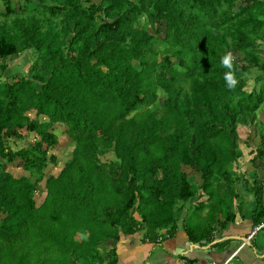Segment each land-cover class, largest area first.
Segmentation results:
<instances>
[{"label": "trees", "instance_id": "obj_1", "mask_svg": "<svg viewBox=\"0 0 264 264\" xmlns=\"http://www.w3.org/2000/svg\"><path fill=\"white\" fill-rule=\"evenodd\" d=\"M0 3L1 72L29 52L23 73H0V264H51L56 253L64 264L137 232L156 241L188 210L208 209L220 229L233 221L235 187L249 189L254 175L238 169L237 126L264 129V0ZM230 50L241 54L234 88L221 63ZM250 68L258 73L246 90ZM52 124L72 142L55 175L44 171L56 162ZM22 129L37 138L10 148ZM258 136L251 162L264 164ZM10 163L26 174L14 176ZM252 197L251 227L264 220L258 186ZM203 225L185 228L188 242L212 241ZM105 258L117 261L112 248Z\"/></svg>", "mask_w": 264, "mask_h": 264}, {"label": "rangeland", "instance_id": "obj_2", "mask_svg": "<svg viewBox=\"0 0 264 264\" xmlns=\"http://www.w3.org/2000/svg\"><path fill=\"white\" fill-rule=\"evenodd\" d=\"M2 5L0 3V11L2 10ZM259 47L261 48V53L264 54V40L259 44ZM231 53L232 56L234 57V59H240L241 54L236 53V52H232L231 50L227 52ZM28 58H29V52L28 51H24L22 53H20L18 56L14 57L13 59H10L8 61V66L7 68L0 73L2 76H7L10 72L11 73H17V74H21L23 72L21 71H25L27 65H28ZM24 69H23V67ZM258 73V71L254 68H250L245 75V89L249 90L250 87L253 84V76H255ZM158 101L162 98L161 94L158 93ZM28 115L30 117H33V111H29ZM39 119H43L41 116L39 117ZM258 120L263 121L264 123V116L263 113L258 115ZM63 125L61 124H52L50 130L53 131L56 135V143L55 145H53L52 147L48 148L47 150V154H52L55 157L56 162L55 163H51L49 162L48 165L45 168V173L46 174H52L55 175L60 166L62 165V162L66 159H69L70 157V150L72 148V142L68 139V137L63 134ZM262 132V142H261V147L264 148V129L260 130L259 128L255 127L253 128V131L251 129L247 128H243L242 126H237V135H238V146L241 150V158L239 159V165L240 167L238 169L243 170L245 169V171L251 172L252 174H254L252 176V178H250L249 174L248 175V179L247 181H244L245 185L247 188H249L247 190L249 195H253L255 193H257V186L258 189L260 190V194L263 197L264 196V164H262V161H259L257 158H254V162L252 163V157H254V152H255V147L256 144L258 143L259 140V136L258 133ZM21 133V138H16V137H12L11 139L8 140L7 144L10 146V148L15 149V147H19L22 146L24 144H27L29 142H32L35 138L33 133H28L26 132L24 129L20 130ZM19 161V160H17ZM4 168L11 172L14 176H18V175H24L26 174L25 171H23L19 166H14V164L10 163L4 166ZM183 171L186 172L188 179H192V181H196L197 178L195 176V174H193V172H191L189 170V168L186 167H181ZM259 178H261L262 182L261 184H258L257 181L253 182V179L258 180ZM260 181V180H259ZM37 191H35V196H34V203L35 205H38L45 193V189L43 186V181H40L37 187ZM235 190L238 191V196L235 198V202L234 204H238L241 207H243L244 205V199H243V195L247 196L246 193V189H244L245 191H241L237 189V185L235 187ZM253 199V197L251 198ZM252 202V200H250ZM252 206V204H250V207ZM189 209V208H188ZM208 210V209H207ZM207 210L205 212L202 210L199 211H189L188 213L185 211L184 212V223L183 224L185 226V228L189 227V229L193 230L194 232L198 231L197 230V226H205L203 224H206V226H208V229H214V231L211 230V234L212 236H214V234H216L215 230H220L219 226L216 224V222L214 220H211L212 217H210V212L207 213ZM177 221V220H176ZM202 223V224H200ZM229 224V223H228ZM178 228V227H177ZM113 231V229H111ZM170 229L167 225H162L161 228L158 230V234H160V236L163 237V241L167 240L168 238H171V240H173L176 237V233L175 232H169ZM120 234V233H119ZM134 234V233H133ZM171 234V235H170ZM185 234V232H184ZM158 236V237H160ZM119 237V236H118ZM257 241H262V235L261 232L259 231L257 233V235L255 236ZM121 240V239H119ZM108 241V243L106 242ZM109 239H105L104 241H93L96 244L94 245L93 243L90 245H94V247L97 248V251H94L93 253H88L85 254L84 252L78 253V251H75L73 253V255H71L69 258H66L65 255L62 258H66L64 264H105V256L107 255V253H105L106 249L112 245H110L109 243ZM114 241V240H112ZM235 241H238L235 239ZM208 245V244H207ZM54 251L53 248H51V253ZM101 251V252H100ZM103 251V253H102ZM105 251V252H104ZM115 250H112V252ZM162 248L160 247V245H154L152 247V249H149V252L147 254V258L149 259L150 263H160L163 259L162 256ZM56 257H53V261L51 264H58V254L56 253L54 255ZM110 257V256H109ZM71 259H73L72 261H70Z\"/></svg>", "mask_w": 264, "mask_h": 264}, {"label": "crops", "instance_id": "obj_3", "mask_svg": "<svg viewBox=\"0 0 264 264\" xmlns=\"http://www.w3.org/2000/svg\"><path fill=\"white\" fill-rule=\"evenodd\" d=\"M258 180L262 182L261 178ZM244 189L240 190L245 191ZM247 190V196L243 195L244 206L239 212H235L232 222L224 228H219V232L216 231L212 241L207 243L208 245H198L187 241L183 225L184 212H181L174 231L176 237L173 240L168 238L163 241V237H158L156 241H140L141 235L140 232H137L131 235H120L119 239L121 240L112 241L109 239L112 246L104 252L107 253L111 248L115 250L117 261L114 264H158L150 263L147 254L149 249L159 244L163 253V259L159 264H219L223 261H227L226 264H264V227L257 230L253 239L245 241L246 235L253 227L246 215L252 203L250 201L252 195H249ZM259 231L262 241H257L255 237ZM106 242L108 243V241ZM244 242L245 244L242 246ZM235 250H237L235 254L230 257ZM104 260L106 264V258Z\"/></svg>", "mask_w": 264, "mask_h": 264}, {"label": "clouds", "instance_id": "obj_4", "mask_svg": "<svg viewBox=\"0 0 264 264\" xmlns=\"http://www.w3.org/2000/svg\"><path fill=\"white\" fill-rule=\"evenodd\" d=\"M233 60H234V57L232 56L230 52L226 54L221 60L222 65L229 69V71L225 73L224 75V79L227 82V85L229 88H234L238 83V80L236 79L235 73L233 70Z\"/></svg>", "mask_w": 264, "mask_h": 264}, {"label": "built area", "instance_id": "obj_5", "mask_svg": "<svg viewBox=\"0 0 264 264\" xmlns=\"http://www.w3.org/2000/svg\"><path fill=\"white\" fill-rule=\"evenodd\" d=\"M263 227H264V220H263L262 222L256 224V225H254V226L251 228V230L248 232V234L246 235V237H245V238H246L245 241H246V240L249 241V240L253 239L255 233L257 232V230H259V229H261V228H263ZM244 244H245V242L242 243V246H243ZM242 246H241V247H242ZM236 251H237V250H235L234 252H232V254L230 255V257H231L232 255H234ZM226 262H227V261H223V262H221V263H219V264H226Z\"/></svg>", "mask_w": 264, "mask_h": 264}]
</instances>
